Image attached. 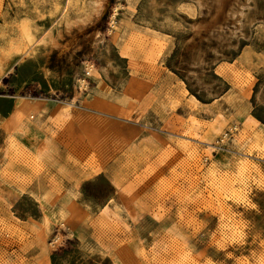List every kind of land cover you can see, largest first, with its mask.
<instances>
[{"label": "rangeland", "instance_id": "374dc122", "mask_svg": "<svg viewBox=\"0 0 264 264\" xmlns=\"http://www.w3.org/2000/svg\"><path fill=\"white\" fill-rule=\"evenodd\" d=\"M258 77L264 0H0V264H264Z\"/></svg>", "mask_w": 264, "mask_h": 264}, {"label": "crops", "instance_id": "0c3cea01", "mask_svg": "<svg viewBox=\"0 0 264 264\" xmlns=\"http://www.w3.org/2000/svg\"><path fill=\"white\" fill-rule=\"evenodd\" d=\"M46 106H47V103H45V102L44 103L28 102L26 104H22L16 100H14L12 102L10 112L7 113L8 117H6V118H8V119L10 117L15 118V116H18L21 113L22 114L25 113L26 109H28V108L33 112L38 111V113H40V111L44 110L46 108ZM26 139L30 142L33 141V143H35L37 145L36 148L42 146V143L40 142L42 139L37 134H35V135L29 134L28 136H26ZM38 153H40V152H38Z\"/></svg>", "mask_w": 264, "mask_h": 264}, {"label": "trees", "instance_id": "16d2710c", "mask_svg": "<svg viewBox=\"0 0 264 264\" xmlns=\"http://www.w3.org/2000/svg\"><path fill=\"white\" fill-rule=\"evenodd\" d=\"M261 77H258L257 78V82L255 83L254 85V88H253V95H252V98H251V101H252V104H253V110H252V115L258 120L260 121L262 124H264V116H262L260 114V111L262 110V107L260 106H257V104L255 103V97H256V93L259 89V86L261 84ZM197 97V96H196ZM69 242V241H68ZM60 250H63L62 248H60ZM54 256H55V252L52 253L51 255V261H52V264L55 263L54 261Z\"/></svg>", "mask_w": 264, "mask_h": 264}]
</instances>
